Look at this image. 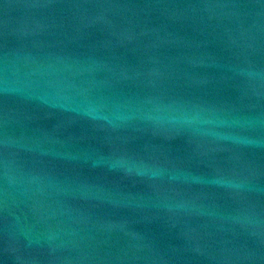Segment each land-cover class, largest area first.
I'll use <instances>...</instances> for the list:
<instances>
[{"label": "water", "instance_id": "1", "mask_svg": "<svg viewBox=\"0 0 264 264\" xmlns=\"http://www.w3.org/2000/svg\"><path fill=\"white\" fill-rule=\"evenodd\" d=\"M0 264H264V0H0Z\"/></svg>", "mask_w": 264, "mask_h": 264}]
</instances>
